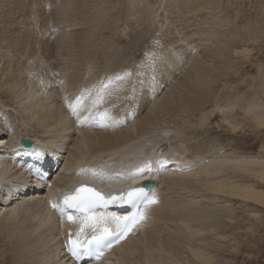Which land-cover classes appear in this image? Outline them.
Wrapping results in <instances>:
<instances>
[{
  "label": "bare ground",
  "instance_id": "obj_1",
  "mask_svg": "<svg viewBox=\"0 0 264 264\" xmlns=\"http://www.w3.org/2000/svg\"><path fill=\"white\" fill-rule=\"evenodd\" d=\"M3 1L6 0H0ZM17 1L10 18L0 27V44L5 43L2 49L12 56L7 59L0 54V245H10L6 248L8 260L4 257V248L0 252V258H5L2 262L73 264L65 258L64 249H61L62 240H65L66 230L78 232L81 223L78 220L65 222L64 218L56 215L52 203L59 204L77 182L86 181L109 198L114 193L120 196L130 191L138 182L154 181L152 190L157 203L148 206L145 219L135 225L128 238L101 261L88 264H216L214 256L206 249L209 244L198 245L193 241H203L195 238L203 237L210 229L206 224H211L218 212L225 211L230 222L235 219L230 205L225 208V204L241 202L251 211L254 208L264 209V156L255 157L233 152L232 149L223 151L218 147L213 152L186 157L187 143L192 140L187 131L197 132L220 115L231 133L237 132L240 125L229 122L230 117L227 116L237 107L235 100L244 102L240 110L244 117H249L252 126L264 129V91L263 99L236 95L218 104L214 97L213 105L208 109V105L212 104L211 93L203 88L215 83L213 72L228 76L234 68L233 57L240 54L248 56L250 52L246 48L233 49L230 44H223L225 38H240L244 42L254 43L262 38L263 32L250 30L243 35L237 30H219L218 27L226 19L210 8L211 2L207 0H184L183 8L175 9V12L177 0H158L157 6L142 0L126 1L129 8L140 6L135 25L146 23V34L154 29L155 24L163 28L167 21L171 24L177 21L182 33L194 18H198L201 24L194 21L191 25L208 27L193 32L200 39L188 41L190 36L185 37L187 40H180V45L176 47L180 54L169 49V46L173 48V44H176L177 38L173 37L172 32H165L162 44L169 49L165 54L161 55L154 46L142 56L143 61H132L119 70L110 67L112 70L106 71L109 75L104 76L101 75L105 73L104 69L98 72L101 68L98 63L95 66L92 64V58L98 53L106 64L117 53L115 39L107 37L105 32L113 30L116 34L127 30L126 25H119L122 21L121 9H117L119 2L50 0L52 8H49V0H26L24 8H20ZM163 2L168 3L163 5ZM193 3L195 5L189 8ZM163 12L169 13L165 22L157 17ZM185 13L189 18H183ZM13 14L18 17L13 19ZM56 26L61 27L58 29L61 32L57 33L61 36L49 44L45 36L48 32L51 36V27ZM79 26L84 28L68 31ZM209 40L211 46H205ZM53 49L66 51L62 54L67 53L72 67L68 68L66 64L54 67L50 62L54 58L51 54ZM192 50L196 51L195 56L191 54ZM110 53L114 55L109 56ZM23 57L28 59L26 64L21 63ZM58 57L63 60L65 56ZM46 62H50L51 67L44 69L42 64ZM162 66L163 69L160 68ZM152 67L155 70L150 71ZM160 74H163L161 85L168 84H164V92H159V85L155 82ZM117 77L123 79L117 80ZM143 77L148 79L143 80ZM109 81L111 84L105 91L103 86ZM139 84L150 89L142 92L137 100ZM82 92L85 98L84 108L80 112L81 120L89 112L95 115L108 111L117 122L107 127L100 126L97 121L79 124L70 113L68 104ZM110 99H115L116 103L110 101L112 107L115 106L113 108L108 106ZM93 101H97L95 107L92 106ZM10 109L13 114H9L7 121L6 113ZM188 110V113L199 114L194 123L188 121ZM172 114L178 117L176 125L170 121L162 122L159 118ZM11 119L16 121V124L13 123L17 131L12 135L3 128H11ZM119 121L127 125L121 129L123 126ZM28 124L35 130L34 133L24 129ZM72 132L74 136L70 134ZM71 137L74 139L68 149L66 144L69 145ZM26 139L45 146L49 155L47 162L51 163L58 161L55 157L65 147L68 149L65 162L54 180L46 181L49 188L44 197L35 194L34 190L28 191L26 183H33V178L30 170L23 167L18 149L19 143ZM97 169L103 179L92 176ZM34 180V186L43 188L42 178ZM194 183L199 186L196 187ZM15 187L27 189L28 192L16 194L13 192ZM16 197L18 200L15 201ZM98 211L109 216L130 214L113 209ZM249 217L259 219L254 212H249ZM174 233L183 237V245L178 252L173 246L177 243L180 246V241ZM84 235H93L92 229L87 228ZM215 236L221 240L227 237L224 233ZM214 246L219 249L216 244ZM151 257L153 261L147 263V258Z\"/></svg>",
  "mask_w": 264,
  "mask_h": 264
},
{
  "label": "rangeland",
  "instance_id": "obj_2",
  "mask_svg": "<svg viewBox=\"0 0 264 264\" xmlns=\"http://www.w3.org/2000/svg\"><path fill=\"white\" fill-rule=\"evenodd\" d=\"M8 1L11 2L12 5ZM12 1H14V2L12 3ZM21 1L20 0L17 1L19 3L18 5L19 6L21 5L20 8H24L27 1L26 0H21ZM99 1L100 0H98V2ZM110 1L113 3L119 2L117 9H118V7L121 9V16H122V21H121L122 23L119 22V25H121V26L123 24L126 25L127 30L124 33L116 32V34L114 33L113 30L112 31L108 30L105 32V35L107 37H110L113 40L115 39L114 44L118 48H117L116 55H114L112 53L109 54V56L114 55V58L112 57L113 59H111V60L109 59L111 62L108 60L109 62L106 64H104V62H102L101 55L98 53L97 54L95 53L94 57L92 58V60H93L92 64L95 66V64L98 63V66L101 68V70H99L98 72H102V70L104 69L105 73H103L101 75L107 74L108 73V72H106L107 70H112V69L119 70L123 66L127 67V65H130L132 63V61H135V60H137V62L143 61L142 56H144V54L149 49H152L154 46L155 47L157 46L156 48H157L158 52H161L160 53L161 55L165 54V51H167L169 49L175 50L179 53V51L176 49V47H178L180 45L181 41H183L184 39L187 40L186 38H188L190 36H191V38H189L188 41L200 39L199 37H195L193 32L204 29V27L205 28L208 27L205 25H203V27H202V25H199V27H197L195 25H191L194 21L199 22V24H201V22H200V20H198V18H194L193 21L189 22V25H190L189 28H187V27L185 28L186 30L184 32L189 34L188 36H186V33H184V32L182 33V31L181 32L179 31V29L181 27H180V24H176V23H178L177 21L175 22V24L174 23L171 24L169 21L165 22L166 21L165 18L169 15V13L163 12V13H160V16L157 15V17H160L162 22L166 23V24H164V27L160 28L158 25L155 24L154 29H150L151 31L149 30L148 33L146 34L145 33L146 28H147L146 23H142L139 26L135 25L136 18L138 17L137 13L140 12V6L135 7L134 9L129 8L126 1L131 2V0H110ZM133 1H135V0H133ZM136 1H139V0H136ZM207 1L211 2L212 6L210 5V8H213V10L219 16H222L226 19V22L224 24H222L221 27H218L219 30H227V29L233 30V31L237 30L239 33H241L243 35H246V32H248L250 30L252 32L254 31V32H263L264 33V0H207ZM142 2H144V3L148 2L151 5L155 4L154 6H157L158 0H148V1L142 0ZM176 2L177 3H175V6L177 8H174V10H173L174 12L176 10H178V8L179 9L183 8L182 5H183L184 0H182V1L179 0V2L177 0ZM14 3H15V0H6V1L0 2V27H1V25L3 26V24L6 20H8L7 18H10L11 10L15 6ZM50 3H51V1L49 0L48 6H49V8H52V6L50 7ZM167 3L168 2H163V5H165ZM194 5H195V3L190 4L189 8L193 7ZM3 12H4V15H3ZM52 13H53V17H54V9L52 10ZM112 14L115 15V11H113ZM17 17H18L17 14H13V19H15ZM186 17L189 18L187 13H185L183 15V18H186ZM160 18H159V20H160ZM156 22H158V21H156ZM244 26H248V27H246L248 29L244 28ZM60 28L61 27H59V26H56L54 28L51 27V30H53V31L50 30L51 36L48 34L49 32L46 34L45 37L48 38L49 44H52L57 36L58 37L61 36V35L59 36L57 34V33L61 32L58 30ZM83 28H84V26H79L77 28L73 27V28L68 29V31H76L78 29H83ZM158 28H160V29H158ZM29 29L32 30V28H29ZM160 30H161V32H160ZM1 31L2 30H0V37H2ZM165 32L166 33L172 32L173 37L177 38L176 44H173V48L169 46V49H166L163 46L162 43L164 42L163 40H165V37H164ZM31 33L32 32H30V34ZM263 33L261 34L262 38H260L257 42H254V43L244 42L240 38L238 39V38L229 37V38L224 39L223 44H226V43L230 44V46L233 49H244V48H246V49H249L250 52H249L248 56L246 55L247 57L244 56L245 54H240L239 56H236V57L234 56L235 58L233 57L232 63H234L233 64L234 68L228 76L219 75L218 72H213L212 75L214 76V78H216L217 82L215 81V83L211 87H209L207 85H205L203 87L204 90L206 89V91L211 93L210 97H211L212 104L208 105V109L209 108L211 109L213 102H214V97H216L215 103H218V104H220V102H222V101H225L227 98L232 99L236 95H238L241 98H243V96H244V97H247L248 99H250V98H252V99H257V98L263 99V95H262V93L264 91V35H263ZM155 36H156V38H155ZM151 37L153 38V40ZM177 42H178V45H177ZM209 42H207L205 46H211V40H209ZM4 45H5V43L1 42L0 48L1 49H2V47L5 48ZM3 50L4 49L0 50L1 51L0 54L4 55L7 59L12 57L11 54L6 53ZM115 51H116V49H115ZM63 52H66V51L58 50V49L57 50L53 49L51 51V54H52V56H54V58L50 62H51V64L54 65V67L58 66V65L62 67V65L65 66V64L67 65L68 68L72 67V65L69 63V60L67 59V53H65L66 55H63L62 54ZM195 52L196 51L192 50L191 54L193 56H195L194 55ZM2 55H0V56H2ZM58 55L61 57L62 56H65V57L62 60V58H59ZM64 60L66 61V63ZM27 61H28L27 57H25V58L23 57V60H21V63L26 64ZM50 62H46V63H44V65L42 64L43 68L44 69L50 68L51 67ZM164 62H165V60L162 61L161 63L163 64ZM111 63H112V65H111ZM45 64H46V67H45ZM110 67L112 69H110ZM106 68H108V69H106ZM156 68H158V67H156ZM160 68L163 69V66ZM149 70L150 71L155 70V67H152ZM158 70H161V69H158ZM150 71H149V73H150ZM233 71H234V73H233ZM65 74H67V73H65ZM90 75H91V73L89 74V76ZM162 77H163V74H160L159 77H157V80L155 81L156 84L159 85V92L165 91V89H164L165 83L161 85V83H163ZM142 79L147 80L148 77H147V79H146V77H143ZM139 85L137 86V87H140L138 90L139 93L137 95V100H139L140 97L142 96V94H143L142 92L150 89L149 87L143 86V84H139ZM166 85H168V84L166 83L165 86ZM113 100H114V103H116L115 99H112L111 101H113ZM234 102L237 103V107L235 108L233 113H231L227 116L230 117V118H228L229 122H232V123L236 122L240 125V127L236 130L237 132L231 133L230 128L227 125V123L223 122L221 120L220 115H217L218 113H216V115H217L216 119H213L212 121H210V124H207L206 126H204V128H202V129L200 128V130H197V132L196 131L191 132L192 134L187 131V133L190 136L189 138H191L192 140H191V143L190 142L187 143L188 151L184 154V156H186V157L192 156V155H196L198 153L202 154V153H205L206 151H212L213 152V151H216L217 150L216 148H218V147H221V150H223V151H231V149H232L233 152L238 151V152H241L243 154L252 155L255 157L257 155L264 156V129L259 130L257 128H254L252 126V124L249 122V117L247 118V117L243 116V111L240 110V107L244 103L243 101H242L243 103L238 101V100L237 101L235 100ZM109 103H112V102H109ZM118 105H120V103H118ZM0 108H1V106H0ZM141 108H143V106ZM119 109H120V106L118 107V110ZM137 111H138V108L136 109V112ZM140 112H142V110ZM186 112H187L186 116L188 118V121H190V123H194L195 121H197L199 114L188 113L189 110ZM9 114H13L11 109H10V111H8L6 113L7 121L9 118ZM171 117L173 119L170 120ZM159 118H161L162 122L163 121H166V122L170 121L173 125H176V123L179 122L178 120H176V119H178V117L177 118H176V116L173 117V114L171 116L168 115L165 117L159 116ZM13 122H14L13 119H11V121H10L11 128L3 126V128L5 130L9 131L10 135L17 133V131L14 130V129H16L14 127V126H16L15 125L16 121L14 122L15 124ZM159 123H161V122H159ZM24 127H25V125L23 126V128ZM24 129H27L28 131L33 132V133L35 132V130L33 128H31L30 124L26 125V127ZM74 132L76 133V131H74ZM74 132H72L70 134L74 136V134H75ZM166 138H170V136L166 137ZM72 139H74V138L71 137V140L68 141L69 145L66 144V147L68 146L67 147L68 149L73 143ZM3 145L4 144H2V147H4ZM66 147H65V149H67ZM65 149L63 151H65ZM63 151L61 152V154L56 155L55 159H57L58 156H62ZM2 152L4 153L5 151H2ZM67 153L68 152H66L62 156V157H64V159L62 158L63 163L65 161L66 156L68 155ZM208 157L209 156H205V158H208ZM26 184L29 185V184H33V183L28 182ZM194 185L196 187L199 186V184H197V183H194ZM165 191H167V190H165ZM168 193L169 192H166L165 194H168ZM170 193L172 194L173 191L172 192L170 191ZM227 205L228 206L230 205V208H229V209H231L230 212H232L234 214L235 219L232 222H230L228 219L229 216L225 215V211L218 212L217 217L213 221L211 220V224H206L207 227L210 226L209 227L210 229H208V231L203 235V237H199V238L196 237L195 238L197 240H203V241L195 242L191 239V243L193 241L195 244L197 243L198 245H200L201 243L202 244L203 243L209 244V247H206V249L208 250V252L212 253V255L214 256V263H216V264H264V220L263 221L260 220L261 222L258 221L259 219H264V209H262V208L255 209L254 208L251 211L250 209L248 210L245 207L246 204H242L241 202H238V203L234 202V203L225 204V208H228ZM249 212L250 213H253V212L256 213V215L258 216L259 219H256V218L252 219V217H249ZM250 219H252L253 222ZM216 231H218V232H216ZM222 233H224V235H227L225 240L218 239L215 236V234H222ZM175 237L178 239V241H180L179 242L180 246L178 243L173 246L175 248V251L178 252L180 250L179 247L181 248L183 245V242L181 240V239H183V237H181L179 234L177 235V233L175 234ZM215 244H216V246H219V249L214 248ZM8 246H10V245H8ZM7 247H6V245L4 247L2 245H0V252H3V248H4V250H5V252H4L5 256L4 257L8 260L9 259V253L6 252ZM176 247H177V249H176ZM184 248H185V245H184ZM147 256H149V255H147ZM185 256H188V255L186 254ZM3 258H0V264L1 263L7 264L6 263L7 261L2 262ZM149 260L153 261L152 257H151V259L147 258V263ZM11 264H15V263L13 262ZM148 264H150V263H148Z\"/></svg>",
  "mask_w": 264,
  "mask_h": 264
},
{
  "label": "snow or ice",
  "instance_id": "obj_3",
  "mask_svg": "<svg viewBox=\"0 0 264 264\" xmlns=\"http://www.w3.org/2000/svg\"><path fill=\"white\" fill-rule=\"evenodd\" d=\"M117 80L123 79L117 77ZM111 84H106L103 89L106 91ZM85 94L82 92L74 101L68 104L70 113L77 119L81 125L89 123V121H97L100 126L107 127L117 121L108 111L96 113L80 119L81 109L84 108L83 100ZM97 101H93V107ZM123 123V121H119ZM94 178L104 177L101 174L92 172ZM143 178V177H141ZM157 203L154 190L150 191L146 186L130 190L120 196H111L105 198L100 192L88 187H78L73 193L65 195L63 200L57 204L52 203L53 209L57 210L61 218L67 217L69 222L80 221V230L75 234V239L69 235L67 244L68 251L71 255L80 259L85 256L95 255L97 258L103 254V251L112 247L113 242H119L123 239L132 228L145 219V210L149 205ZM109 204H119L121 206L130 207V215H112L102 214L98 210L104 209ZM75 213V215H73ZM109 225H114V229ZM91 228L93 235L87 238L85 230Z\"/></svg>",
  "mask_w": 264,
  "mask_h": 264
},
{
  "label": "water",
  "instance_id": "obj_4",
  "mask_svg": "<svg viewBox=\"0 0 264 264\" xmlns=\"http://www.w3.org/2000/svg\"><path fill=\"white\" fill-rule=\"evenodd\" d=\"M22 145L29 148V147H31L32 144H31V142L24 140V141H22Z\"/></svg>",
  "mask_w": 264,
  "mask_h": 264
}]
</instances>
